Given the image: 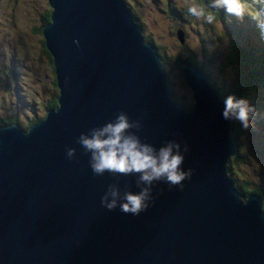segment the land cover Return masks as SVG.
<instances>
[{
	"label": "water",
	"instance_id": "95a60500",
	"mask_svg": "<svg viewBox=\"0 0 264 264\" xmlns=\"http://www.w3.org/2000/svg\"><path fill=\"white\" fill-rule=\"evenodd\" d=\"M47 1L51 19L41 30L57 103L27 128L0 125V264H264L263 198L241 194L230 175L237 143L220 79L184 62L187 109L129 2ZM120 111L142 144L158 153L171 143L184 156L192 175L183 189L149 186L138 173H93L77 138ZM110 186L119 191L113 209L101 202ZM145 187L147 209L123 212L125 193Z\"/></svg>",
	"mask_w": 264,
	"mask_h": 264
},
{
	"label": "trees",
	"instance_id": "16d2710c",
	"mask_svg": "<svg viewBox=\"0 0 264 264\" xmlns=\"http://www.w3.org/2000/svg\"><path fill=\"white\" fill-rule=\"evenodd\" d=\"M128 2L129 7L134 13V17L138 18L137 21L143 26L145 38L147 40H152L157 45L161 53L163 63L170 74L175 69L182 73L181 66L183 63L191 62L199 68L204 69V71L215 81L222 77L226 81V88L224 86H220L222 90L225 88L223 91V97L227 99L229 96H232L234 101L244 100L250 109V113H252L253 117L257 119V126L264 131V40L259 44L261 47L259 51L255 52L256 45L254 43H250L251 35L254 36V33L251 35L249 33L250 22L253 21L252 19L256 21L263 20L262 23L264 28V1H261L259 6H257L255 0H243L245 6L244 15L242 17H236L234 15H227V12L222 6L217 7L214 4V0H195V3H199V7L204 8L205 12L207 5L210 7L209 3H211L212 6H215V8L211 7L209 13H211L214 17L220 18L223 22L228 24V35L231 37L228 44L225 42L221 48H217V46L219 45L220 41L225 40L224 33L215 36V40L212 44L206 43L203 40L199 44L198 51L186 48L187 45L190 46L189 41L185 38L180 39L178 34L176 36L174 32L176 31V33H178V30H175L173 26L166 29L164 33L166 37L163 39L162 43L161 41L154 38V36H152L150 33H146V18L145 15L140 11V3L142 2H139L138 0H128ZM167 7L169 8L167 12L170 15H173L174 12L178 15V26L183 24L187 15H189L187 12L188 4L183 2L177 3L175 0H167ZM51 11L52 8L42 11V22L39 26V31H35L36 33H34L35 35H41V39H39V41H41L43 46H45V53L48 55L50 63L52 64V69L54 71V75H51V79L49 81L51 87L50 89L47 88L51 91V95L44 103V112L43 114H40L39 110H36L31 113L34 103L33 97H31L30 100L24 95L25 91L20 80L21 73L18 71L15 58L7 54H5V58H3V54H1V62L4 64L2 65L0 63V76L2 77L1 84L5 89H10L15 92L17 96V102L11 103L9 105V109L13 111V114L11 113V115H9V112H6V110H4V112L0 111V125L15 121L23 127H28L31 122H35L44 118L47 110L51 107H54L57 103L58 86L55 80L56 75L54 59L51 51L46 46L43 37L44 35L41 30L43 25L50 18ZM203 19L205 20V17H203ZM205 22L208 21L205 20L204 23ZM207 26L209 25H205V27ZM170 38L176 41L175 44L178 47L177 50H175L173 46L170 47L166 44ZM41 42L35 41L33 45H40ZM229 70L231 73L230 75L226 76ZM171 81L173 84L175 79H171ZM182 81H184V78H182ZM179 82L181 81L179 80ZM53 89L56 90L55 93L52 92ZM22 90L23 92H21ZM174 94L177 101L182 106L187 109L191 107L193 103V97L191 100H188L184 97L180 98L176 93ZM1 98L2 96L0 94V101ZM39 100L37 99L36 103L38 104V102H40V104H42L41 100ZM39 106L40 105L38 104V107ZM0 107L6 108V105L0 103ZM233 125L234 137L237 143V151L234 157H231L232 161H230V175L233 178L236 186L239 188V191L244 196L250 191H258L263 198L264 208V185L260 184L258 180L250 176L245 180V182L241 181L238 183L239 171H236V166H238L237 164L240 160H246L247 163H250L252 155L248 149V144L245 147L243 140H239L236 137V134L243 132L244 127L235 115H233ZM254 150L255 148L253 149V153Z\"/></svg>",
	"mask_w": 264,
	"mask_h": 264
},
{
	"label": "rangeland",
	"instance_id": "374dc122",
	"mask_svg": "<svg viewBox=\"0 0 264 264\" xmlns=\"http://www.w3.org/2000/svg\"><path fill=\"white\" fill-rule=\"evenodd\" d=\"M140 3V11L145 15L146 25L145 32L150 33L157 40L163 41L166 35L164 34L166 29L173 26L175 30H181L183 36L189 41L190 46L186 48L194 49L198 51L201 41L212 44L215 40V36L224 33V39L220 41L217 48H221L224 43L228 44L231 37L228 35V24L223 22L220 18L214 17L211 22H205L207 20L203 17L197 19L192 15H187L183 24L178 26V15L174 12L170 15L167 10V0H138ZM171 1V0H169ZM177 3L183 2V0H175ZM128 2V0H126ZM199 6V3H196ZM207 5L205 15L209 13L212 8ZM52 8V5L47 0H1L0 1V55L5 54L13 56L17 62L18 71L21 73V82L24 89V95L31 100L33 97V106L31 113L39 110L40 114L44 112V103L46 99L51 95V91L48 90L51 87L49 83L51 75H54L52 64L48 55L45 53V46L42 42L41 35L35 31H39V26L42 22V11ZM224 8V7H223ZM226 11V10H225ZM230 16V14L227 13ZM166 16V17H165ZM228 16V18H229ZM168 18V20H167ZM51 19H48V21ZM250 22V43L256 45L255 52H258L261 48L259 44L264 40V28L263 20H254ZM47 21V22H48ZM228 21V19H227ZM46 22V23H47ZM177 25V28H176ZM205 25H209L205 27ZM36 28V29H35ZM38 28V29H37ZM174 34L177 36L176 31ZM44 37V36H43ZM203 38V39H202ZM202 39V40H201ZM167 40V38H166ZM35 41L41 42V44L33 45ZM176 41L169 39L166 44L170 47L173 46L177 50ZM0 58V63L4 65ZM229 70L226 76L230 75ZM171 78L175 79L172 84L174 92L180 97H184L188 100L192 99L191 89L188 85L182 81L183 75L179 70L171 72ZM174 77V78H173ZM179 77V79H178ZM220 84L224 87L226 81L221 77ZM179 80L181 82H179ZM2 77L0 76V94L2 96L0 103L5 104L6 108H1L0 111L9 112L13 114V111L9 109L11 103L17 102V96L14 91L5 89L1 84ZM48 88V89H47ZM226 88V87H225ZM223 89V91L225 90ZM23 92V90L21 91ZM56 92L55 89L52 91ZM40 99L42 104L36 103V100ZM39 100V101H40ZM22 113V112H21ZM11 123H16L15 121ZM35 122H31L29 125ZM23 127V126H22ZM27 128L26 126H24ZM239 140H243L245 147L248 144V149L251 152L252 159L250 163L246 160H240L236 166L238 172V183L245 182L250 176L258 180L260 184L264 185V131L257 126V119L253 117V114H249V126L243 128V132L236 134ZM254 153H253V149ZM235 155V154H234ZM232 155V158L234 157ZM232 161V159H230ZM248 166V167H247Z\"/></svg>",
	"mask_w": 264,
	"mask_h": 264
},
{
	"label": "clouds",
	"instance_id": "9594fccd",
	"mask_svg": "<svg viewBox=\"0 0 264 264\" xmlns=\"http://www.w3.org/2000/svg\"><path fill=\"white\" fill-rule=\"evenodd\" d=\"M188 4L187 12L197 19L205 17L211 22L214 16L208 13L205 16V9L199 7L195 0H183ZM217 7H224L226 12L236 17H242L245 12L243 0H214ZM250 109L244 100L234 101L229 96L225 101L223 117L229 118L230 114L235 115L244 128L249 126ZM133 127L127 114L120 111L114 121H109L101 127H94L89 132H82L77 142L86 153H90L89 163L95 175H103L106 171L113 174L128 175L138 173L140 181L151 185L153 181L163 180L169 186L184 187L185 179H191L192 170L187 172L181 168L184 156L179 152H173V144L161 147L159 152L150 145L142 144L140 140L128 133ZM179 148V145H175ZM76 149L68 147L66 156L75 159ZM150 187H145L138 193L127 192L124 195V202L120 208L125 213L138 215L148 207L147 201ZM109 196L112 197L109 200ZM119 191L116 187L110 186L108 192L102 197V204L108 209L117 205Z\"/></svg>",
	"mask_w": 264,
	"mask_h": 264
},
{
	"label": "bare ground",
	"instance_id": "6f19581e",
	"mask_svg": "<svg viewBox=\"0 0 264 264\" xmlns=\"http://www.w3.org/2000/svg\"><path fill=\"white\" fill-rule=\"evenodd\" d=\"M44 40H46V39H45V36H44Z\"/></svg>",
	"mask_w": 264,
	"mask_h": 264
}]
</instances>
